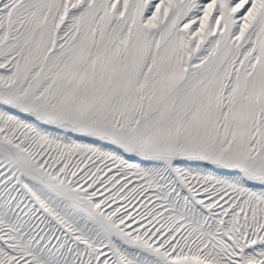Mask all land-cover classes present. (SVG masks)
<instances>
[{"label":"snow or ice","instance_id":"obj_1","mask_svg":"<svg viewBox=\"0 0 264 264\" xmlns=\"http://www.w3.org/2000/svg\"><path fill=\"white\" fill-rule=\"evenodd\" d=\"M0 264H264V0H0Z\"/></svg>","mask_w":264,"mask_h":264}]
</instances>
